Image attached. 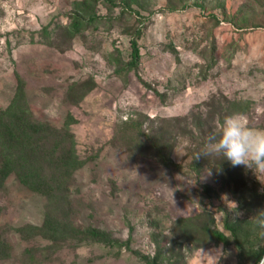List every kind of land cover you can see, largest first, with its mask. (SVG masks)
Listing matches in <instances>:
<instances>
[{"label":"rangeland","instance_id":"374dc122","mask_svg":"<svg viewBox=\"0 0 264 264\" xmlns=\"http://www.w3.org/2000/svg\"><path fill=\"white\" fill-rule=\"evenodd\" d=\"M140 1L0 0V107L20 75L24 102L59 130V154L82 161L57 198L15 175L0 187L10 255L0 264H198L200 249L219 264H255L224 222L251 215L239 189L264 209V174L194 156L226 116L264 129V0ZM139 29L141 58L128 68ZM156 142L170 145L169 166ZM71 224L124 244H87Z\"/></svg>","mask_w":264,"mask_h":264},{"label":"trees","instance_id":"16d2710c","mask_svg":"<svg viewBox=\"0 0 264 264\" xmlns=\"http://www.w3.org/2000/svg\"><path fill=\"white\" fill-rule=\"evenodd\" d=\"M103 1L106 4H116L114 0ZM140 2V0H124V4H129V6ZM78 12V16L80 17V14H83V9L81 12V8H79ZM95 17L96 15L92 16V19ZM141 31L139 29L137 37H132V57L127 62L128 68L136 67L141 58L138 45ZM18 78L20 82L13 101L6 108L0 107V187L11 175H15L19 182L28 186L31 190L39 193L43 192L50 199L57 198L60 193H56V190L59 189V192H64L66 176L70 173V170L73 171L80 167L82 161H79L76 156L74 157L73 149L69 156L64 154V149L59 154L61 143L58 128L36 118L29 105L24 102V79L20 75ZM231 106L234 105L231 104ZM154 145L155 156L165 165L169 166L172 162L171 158L168 157V152L171 150L170 145L164 144L163 146H159V142H156ZM221 163L226 167H230L231 165L226 159L223 160V157ZM236 170H238L236 171L237 175L238 173H243V170L239 167ZM226 171L228 170L226 169ZM228 174H230V171H228ZM239 179L241 180L242 177ZM231 180L232 178H230ZM244 186L245 183L243 181L241 188H244ZM239 190L235 191L239 195L238 200L249 210L248 214L251 215L248 217H228L224 222L225 227L231 231V238L239 251L238 255L240 257L247 256L255 264H259L264 255V245L261 244L264 232L256 226L254 220L251 218L256 212L251 208L255 201V194L250 201L248 198L250 192L246 193L243 190L241 194ZM50 218L51 216L47 212L43 225L44 228L50 222ZM43 227L39 226L38 229L43 232ZM70 227L75 236L87 238V244L100 242L106 246L113 247H122L124 244L118 238L111 237V234L98 228L89 227L81 229L72 224ZM35 230L37 229L35 228ZM50 230L53 235L57 232L55 228ZM206 230L211 238L229 243V235L218 229H212L208 225ZM19 231H24V229L20 228ZM37 232V234L42 233ZM48 233L50 234L49 231ZM127 244L126 246L129 248ZM9 256L5 241L0 235V259ZM157 261L158 258L155 260L146 259L147 264H156Z\"/></svg>","mask_w":264,"mask_h":264},{"label":"clouds","instance_id":"9594fccd","mask_svg":"<svg viewBox=\"0 0 264 264\" xmlns=\"http://www.w3.org/2000/svg\"><path fill=\"white\" fill-rule=\"evenodd\" d=\"M201 156L210 160L223 157L233 167L244 166L255 174H264V129L247 125L240 114L226 116L220 131L209 135L194 158ZM251 218L259 229L264 230V209L258 210ZM220 255L200 249L198 264H209V261L210 264H219Z\"/></svg>","mask_w":264,"mask_h":264},{"label":"water","instance_id":"95a60500","mask_svg":"<svg viewBox=\"0 0 264 264\" xmlns=\"http://www.w3.org/2000/svg\"><path fill=\"white\" fill-rule=\"evenodd\" d=\"M261 261H264V255H263V257H262ZM261 261H260V263H259V264H261Z\"/></svg>","mask_w":264,"mask_h":264}]
</instances>
